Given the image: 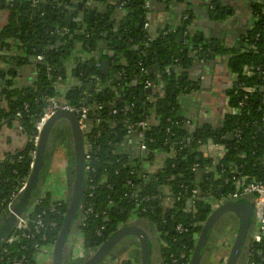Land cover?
Here are the masks:
<instances>
[{
	"label": "trees",
	"instance_id": "obj_1",
	"mask_svg": "<svg viewBox=\"0 0 264 264\" xmlns=\"http://www.w3.org/2000/svg\"><path fill=\"white\" fill-rule=\"evenodd\" d=\"M33 1L0 0V10L6 12V24L0 31V63L6 64L5 68H0V129L18 121L27 140L24 149L6 154L0 160V212L4 208L2 201H7L28 175L34 123L42 113L44 99L58 95L53 88L56 77L61 76L67 83L65 65L71 53H91L94 56L87 62H82L79 57L73 59L74 68L70 69V76L77 83L65 91L63 99L73 106L85 104L89 107V120L93 123L99 118L105 120L102 123L104 129L100 123L101 135L96 140L102 150L94 154L92 163L95 169L92 178L96 189L93 198L83 207L86 209L90 206L94 213L86 215L79 225L85 248L101 246L111 233L128 221L129 216L134 214V202L129 203L123 194L135 191L137 200L143 197L148 199L141 203L142 207L148 209L141 217L145 220L142 222L147 221L149 225L156 226L160 239L166 244L161 249L163 263L169 264V255H173L178 260L177 264H182L179 255L182 252L188 253L193 248L194 238L207 217V213L202 210L203 204L209 198H221L231 188L225 184V180L230 181L232 176H245L264 184V79L257 75H242L245 65L264 69V2L263 5L258 2L252 5L251 27L240 37L239 49L236 50L216 40H205L191 33L190 22L193 15L188 11L182 12L187 19L181 21L175 30L161 32L146 43L149 34L143 29V25L148 20L149 9L145 8L147 0H118L115 8L119 7L126 12L118 24L112 19L113 10L108 11L109 19L99 18L95 21L88 20L85 12L79 29L77 24L65 26V8H58L59 5L67 6L69 0H46L44 3L35 0L38 2L35 5ZM121 3H124L122 7ZM213 5L210 15L218 19L226 18L225 10L215 8L214 3ZM72 8L75 6L72 5ZM76 14L75 12L73 15L76 17ZM64 30L69 35L61 37L60 33ZM256 35H259L257 39ZM179 36H182L181 40ZM8 40L22 43V48L18 49ZM99 45L104 47L102 52H98ZM10 50L16 51L15 58L1 53ZM96 52L100 60L109 63L107 77H102L96 69ZM38 55L43 56V61L36 65L35 80L26 88L18 87L14 82L15 68L35 60ZM221 57L228 58L230 71L236 75L234 83L225 91L227 105L236 107L243 101L241 114L233 116L226 113L217 128L209 124L198 125L186 142L188 127L184 123L186 120L179 115L177 98L197 88L189 80L187 72L193 66L195 58L214 61ZM141 69L145 72L141 73ZM175 70H179V73ZM95 77L101 79L100 92L93 93L90 103H87L85 85ZM81 83L84 85L81 86ZM242 84L256 86L258 89L254 94L247 95L240 88ZM155 89L160 94L153 93ZM109 102L112 108L122 112L111 116L110 107L106 105ZM98 103L104 105L101 111L96 109ZM24 104L28 105L27 109L23 108ZM17 113L20 118H16ZM151 113L160 118V124L143 133L148 156L135 160L131 166L127 165L131 158L119 154L114 147L122 137V128L113 130L109 126L110 121H115V125L119 126L121 120L139 121ZM235 131L239 132V138L233 136L229 141L227 136ZM209 140L217 145H224L226 149L223 157L213 166L198 151ZM108 143L113 146H107ZM171 151H176L175 157L169 156ZM160 152L168 154L162 167L148 180L143 179L144 161L151 162ZM194 165H197L196 172L192 171ZM127 168L133 172L130 177L127 175ZM198 173H201L200 177ZM40 177L42 178V173ZM126 179L132 182L130 187L124 184ZM109 185L111 188H108ZM164 188H168V191H164ZM193 189L199 191L198 201L196 209L187 213V201ZM37 193L38 191L33 194V199ZM172 194L174 204L170 208L164 202ZM39 201L31 217L40 214L44 222L43 236L37 237L41 247L56 241L66 217V205L65 201L53 202L51 193L44 194ZM110 202L112 206H109ZM52 205L55 207L53 212L50 211ZM105 209L109 221L104 217L94 216L96 212ZM52 222L57 224L55 229L50 228ZM178 224L184 226L186 232L178 234L175 231ZM102 225L105 226L103 235L97 237L96 231ZM22 245H25V250H21ZM28 246L27 242L22 241L5 244L0 252V264H11L20 255L26 257L27 262L24 264H37L36 252ZM116 257L104 264H130L126 259L118 260L119 256ZM263 259L264 239L252 252L250 261L264 264Z\"/></svg>",
	"mask_w": 264,
	"mask_h": 264
},
{
	"label": "crops",
	"instance_id": "obj_2",
	"mask_svg": "<svg viewBox=\"0 0 264 264\" xmlns=\"http://www.w3.org/2000/svg\"><path fill=\"white\" fill-rule=\"evenodd\" d=\"M258 1L259 0H147L149 9L147 16V22L149 23L148 34L150 36L157 37L161 32L175 30L180 25V22L183 21V17H185V15H182V12L188 11L193 15L190 22L191 33L197 34L202 39L216 40L228 48L234 47L236 49L239 45L240 37L245 35V32L249 29L252 23V5ZM107 3L110 6L117 4V2L113 3V0H99V3H97V11L102 10V7H104ZM213 3L225 10L226 18L218 19L210 15L211 11H213ZM108 11L111 12V10ZM112 15V19L115 20L116 24L121 22L125 16L124 12H117V14H114V11ZM76 17L73 15V19ZM95 17H97L96 13ZM5 24L6 12L0 10V31ZM103 50L104 47L99 45L98 52H102ZM71 54L74 58H80L82 55V53ZM16 56H14V58ZM71 56L69 58H72ZM96 59L99 64L104 61L103 59H101L102 61L100 60L97 52L95 60ZM121 62L123 61L121 60ZM37 63L38 62L36 60H30L29 63L22 64L15 68L16 75L14 82L18 87L26 88L32 84L36 77ZM70 63L71 64L67 63L65 65L66 75L68 78L65 91L69 90L77 83L76 79L73 77L71 78L70 76V69L74 68L73 58ZM5 67L6 65L2 68ZM187 73L189 80L193 84H196L197 88L192 90L189 94L180 95L177 100L179 105V115L189 122L185 123L186 127H188V133L190 126H194L196 128L201 124H209L213 128L219 127L223 121L224 115L227 113V97L225 96V91L231 84V71L228 65V58L221 57L215 59L214 61H204L198 59L194 62L193 66ZM83 85L84 84L81 83V86ZM85 86L87 87L88 85ZM154 93L160 94V91L155 89ZM124 136L125 135L122 134V137L119 139L122 141V145L117 147V152L119 154H125L132 157V159H136L139 156L137 149L139 135L133 134L129 137ZM191 136L189 138L186 136L185 141L187 142ZM26 144L27 140L22 134L18 121H13L10 124L4 125L0 129V160L3 159L6 154L17 153L18 151L24 149ZM198 151L202 154L204 159L209 160V165L211 166H213L212 164L216 165V163H218V161L222 158L221 155L223 154L221 149L211 148L207 144L201 145ZM58 153L56 154V162L52 164L51 171L48 173L49 177L45 180V182L42 181L39 188L41 190L44 188L45 193H51L53 200L65 201L67 197L68 185L67 166H61L64 160L63 158L65 157L62 151H58ZM161 159L162 155L159 154L155 161H161ZM200 175L201 173H198L199 177ZM220 203L219 199L212 197L204 204H209L212 208H215ZM188 209H190L189 202H187L186 207V210ZM138 220L139 219L135 221ZM227 220L229 219H224L222 225H225ZM234 221L229 223V225H232L233 227L227 228V225L222 227L221 234L223 235V239H221L218 244L219 249L217 248L210 255L207 261L202 264H216V261L227 253L228 250L226 248L229 245L228 242H230V239L233 238L231 233H234L235 235L239 230V227H237L238 224H234ZM140 225H144V229L149 232L146 223H140ZM252 231L255 234L257 231V225L253 226ZM150 240L148 248L153 253L152 258L150 259L151 264H164L159 251L162 247L160 241L157 237L154 241ZM223 247L225 248V251Z\"/></svg>",
	"mask_w": 264,
	"mask_h": 264
},
{
	"label": "built area",
	"instance_id": "obj_3",
	"mask_svg": "<svg viewBox=\"0 0 264 264\" xmlns=\"http://www.w3.org/2000/svg\"><path fill=\"white\" fill-rule=\"evenodd\" d=\"M11 2V0H9ZM43 3L46 0H41ZM264 0H259L258 3L263 5ZM36 2L35 0L33 1V5H35ZM124 5V3L120 4V7H122ZM74 6L76 8V2L74 3ZM74 8V9H75ZM145 8L148 9V4L146 3ZM187 19V16L183 17V21ZM251 27V26H250ZM249 27V29H250ZM148 28H149V23L146 22L143 25V29L148 32ZM186 32L183 33V35H185ZM61 37L67 36L68 31L64 30L63 32L60 33ZM259 37V35H256V39ZM153 38V36H148L146 39V43L150 42ZM9 43H12L13 45H15V47H17L18 49L22 48V43L16 41V40H8ZM254 49V47H252ZM2 55L3 54H8L7 57H14L16 56V51L15 50H10L9 52H1ZM82 53V52H81ZM196 53V52H195ZM79 55V54H78ZM94 55L89 53V55L87 54H83L80 57V60L82 62H87L89 61V59H91V57H93ZM72 57V56H71ZM74 59V57H72ZM72 58H69L67 60V63L71 64L70 62H72ZM8 59V58H7ZM6 59V61H7ZM35 60L40 63L43 61V56L42 55H38ZM198 59L195 58V61H197ZM4 65V63H0V68H2ZM71 66V65H70ZM96 69L99 70L100 64L96 63ZM47 70L49 71L50 68L48 67ZM177 73H179V70H175ZM144 69H141V73H144ZM242 75L244 77H252L254 75L257 76H261L262 79H264V69L260 66H250V65H245L242 69ZM236 79V75L231 73V84L230 86L234 83ZM100 77H95L92 80H89V84L88 85H92L93 86V90L91 92V98L93 93L97 94L100 92ZM67 87V83L64 81V79L61 76H57L56 77V81H55V85L53 86V88L58 92L57 96H50L44 99V107L42 109V113L40 114V116L38 117V119L35 121L34 123V134L33 137L31 139V143H32V150L30 151V166H29V172L27 177L25 178V180L21 183V185L16 189L15 192H13L9 198L7 199V201H2V204L4 205L3 211L10 217L13 216L15 218V224L14 227L11 231V233L9 234V236L7 237L5 244H12L15 242H27L29 244L28 248H31L32 250H34L36 252L35 255V261L37 262V264H47L50 260H51V255H52V249H53V244H46L43 246H39L38 243V238L37 237H42L43 236V231H44V222L42 220L41 215H37L35 217H31V214L33 213L34 207L40 203L39 199L42 198L44 196L45 191L43 192L42 190H40L39 195L34 198L32 200L31 205L25 210L23 215H17L15 213V203L16 200L18 198V196L24 191V189L26 188L29 178L32 174V169H33V164H34V160L36 157V148H37V144L39 142V138H40V133L44 127V125L47 123V121L57 112L59 111H64V112H68V113H72L73 115H75L76 120H77V125L79 130L81 131L83 137H82V143H83V159H84V167H83V173H84V180H83V197H82V216H81V221H84V217L88 214H92L94 213L93 209L89 206L88 208L84 209V205L85 203L87 204L90 200L93 198V193L96 189V185L93 181L92 175L95 173V169L94 166L92 165L95 157L94 154L99 151L101 152V146L97 145V138L100 137L101 135V126L102 129H104L103 127V122L105 123V120L103 121V119H97L96 122L93 123V121L89 120V107H87L85 104L84 105H80V106H73L70 105L68 103H66L63 99H64V91ZM240 88L242 91H244L247 95H252L257 91V87L256 86H244L243 84L240 85ZM264 92V89H263ZM154 93V91H153ZM89 94L87 92H85V96L87 97ZM115 95H117L115 93ZM246 98V96H245ZM153 102V99H150ZM107 106L110 107V114L111 116H117L118 113L122 112V110H118L116 108H112V104L109 102L106 104ZM243 106V101H240L238 103V105L236 107H229L227 105V113H229L230 115L233 116H238L241 114L240 112V108ZM28 105L24 104L23 108L27 109ZM98 111H101L104 107V105L102 103H98V105L96 106ZM16 118H20V114L17 113L16 114ZM88 121L91 122V125L89 126L87 123ZM263 122H264V118H263ZM101 123V126H100ZM184 123H189L187 121H185ZM160 124V118L158 116H156L154 113H151L148 117H146L143 120H133V121H128V120H121L119 122V126L115 125V121L112 122L110 121V127L115 130L118 127H121L122 130L121 132L123 133V135H125L124 137H129L133 134H138V143H137V149H138V153L139 156L136 159H132L128 160L127 165H133L135 160L137 159H143L146 156H148V150L147 147L145 145V141L146 139L144 138L143 133L149 131L152 127H157ZM95 129V131H94ZM115 134V136H117L116 131L113 132ZM234 137L239 138V132L235 131L234 134H232ZM119 137H117L118 139ZM151 141V140H150ZM122 141L118 140L116 142V145H114L115 148L119 147V145L121 144ZM200 142H198L199 144ZM209 147L211 148H216V149H221L223 154L221 155V157H223L224 153L226 152L225 146L224 145H217L215 143H213L211 140H209L206 143ZM107 146H113L112 143H108ZM161 154L162 155V159L161 161H155L156 158H158V155ZM156 155V157L154 159H152L151 162L148 161H144L143 166H144V173L142 174V178L145 180H148V178H151L152 175L154 173H156V171L162 167L164 160L167 158L166 154L163 153H159ZM170 157H175L176 156V151H171L170 152ZM168 156V157H169ZM193 172L197 171V165H194L192 168ZM127 175L128 177H130L133 172L127 168L126 169ZM117 174V173H116ZM124 184L126 185V187H130L132 182L129 179H126V182H124ZM225 184L230 185L231 188L225 193V195H223L221 198H219V202L224 203L227 201H239L245 197L248 196H252L253 197V204H254V220L256 221V225H257V231L255 232V234L253 235V246L252 249L250 251V258L252 255V252H254L256 250V247L262 243L263 239H264V184L257 182L255 180H249L247 177L245 176H241V177H237V176H232L230 181L227 179L225 180ZM108 188H111V186L109 185ZM164 191H168V188H164ZM198 190L197 189H193L190 192V196H189V200L187 202H189L190 205V210L193 207L194 209H196V202L198 201ZM123 197L128 198L129 203L131 201L134 202V207L132 208V213H134L133 215L129 216V219L126 223L121 224L122 225H126L130 222H133L139 218L142 217L143 214H146L148 212V209L146 207H142L141 203L144 201H147L148 199L146 197L141 198L140 200H137V195L135 191H130L129 194L125 193L123 194ZM172 197H174V195L172 194L171 197H168L165 199L164 205H167L168 207H172V205L174 204L172 201ZM85 199H87V201H85ZM133 199V200H132ZM53 200V198H52ZM62 201V200H60ZM60 201H55L53 200V202H60ZM85 201V202H84ZM90 205V204H89ZM112 202L109 203V206H112ZM187 207V206H186ZM55 210V207L52 205L50 207V211L53 212ZM189 210V209H188ZM187 211V210H186ZM192 211V210H191ZM138 214H140V216H138ZM95 217H104L105 220H108V213L107 210H103L102 212H96ZM109 221V220H108ZM57 226V224L55 222L50 223V228L51 229H55ZM119 226V227H120ZM105 230V226L102 225L97 231H96V236L97 237H101L103 235V231ZM175 231L178 234H182L184 232H186V229L184 226H182L181 224H178L175 226ZM194 242H195V238H194ZM162 247H165L166 244L163 241H160ZM194 247V244H193ZM25 245L21 246V250H25ZM192 252H193V248L191 250H189L188 253L186 252H182L179 256L180 259L182 260V264H189L191 257H192ZM86 253L85 250V246H84V239L82 237V235L79 233L78 237L76 238V241L73 245V259H80L84 256V254ZM224 257V256H223ZM226 256L223 258L222 262L219 264H225L226 262ZM250 258L247 262V264H254V262L250 261ZM264 261V259H263ZM26 257L25 256H17L15 257L12 261L11 264H24L26 263ZM178 260L173 258V255H169V264H177ZM168 264V263H167Z\"/></svg>",
	"mask_w": 264,
	"mask_h": 264
},
{
	"label": "water",
	"instance_id": "obj_4",
	"mask_svg": "<svg viewBox=\"0 0 264 264\" xmlns=\"http://www.w3.org/2000/svg\"><path fill=\"white\" fill-rule=\"evenodd\" d=\"M103 1V0H100ZM112 1V0H111ZM68 5H59V9L61 7L65 8L64 14V25L69 27L72 23L77 24V29L81 27V23L83 21L85 12H87V18L90 21H95L99 18L109 19L108 10H113L114 14L117 12H123L117 6L118 0H113V3L116 5H104L102 7L103 11H97V3L99 0H69ZM76 2V8H72V5ZM101 3V2H100ZM112 3V4H113ZM110 6V7H109ZM77 13V17L73 19V13ZM95 13L97 17H95ZM111 26V25H109ZM136 28H139V25H136ZM179 39H182V36H179ZM239 49V46L236 47V50ZM8 56V54H5ZM100 75L102 77H107L109 75V63L108 61L100 62ZM81 85V84H80ZM93 90L92 85H88L86 87V92L89 94L86 98L87 103L91 101V92ZM91 124L90 121L87 123ZM65 127L71 132V142H72V153L75 157V166L72 171V176L68 174V185H67V197L65 199L66 205V217L62 223L60 231L58 232L57 239L54 242L52 255H51V264H100L102 260H105V256L112 250L113 246L119 243L122 239H130L132 235L138 241V253L140 261L138 264H149L148 259L151 257L152 251L148 248L149 238L144 234L141 225L138 221L130 222L126 225H122L119 229L113 234L112 237L107 239L101 246H99L96 250H93L91 254H84V256L80 259H73V245L71 246V250L66 255V243L69 240L68 236L71 234L73 230V226L75 223L80 222V202L83 197V180H84V159H83V143H82V133L78 128L77 120L75 115L72 113L59 111L54 114L44 125L41 133L39 142L36 148V157L33 164L32 174L29 178L28 184L24 191L18 196L15 203V213L17 215H23L25 209L29 207L33 200V194L39 190V187L42 182V178L40 177V173L43 169V155L45 154V149L47 142L49 140L50 134L52 130L57 127ZM195 131L194 126L189 127V133L187 134V138L191 136V134ZM233 135L229 134L227 139L232 140ZM117 140V139H116ZM186 140V139H185ZM70 177V178H69ZM208 204H203L202 210L208 211ZM191 210H187V213H190ZM254 204L253 197L248 196L239 201H227L224 203H220L218 206L213 208L208 214L206 219L204 220L201 231L195 240V244L193 247L192 257L189 264H202L203 261V251L206 248L209 234L213 230L214 226L222 219H229L227 223L223 226L227 225V228L233 227L229 225L230 222L236 220L238 222L239 230L236 232L235 238H231V247L228 249V253L224 255L226 256L225 264H237L240 254L242 252L243 240L248 235V230L250 229L253 219H254ZM3 213L1 214V216ZM4 219V217L2 216ZM8 218V215H7ZM80 218V219H79ZM2 220V219H0ZM5 224L2 230V235H4L8 230H10L11 226L15 224V218L10 216L9 219L1 222V224ZM13 223V224H12ZM146 225L148 230H151L149 223L146 221ZM237 225V224H236ZM141 229V230H140ZM9 235H7L8 237ZM75 243V242H74ZM134 244V242H133ZM118 257V256H117ZM116 257V258H117ZM221 257L216 264L222 262L223 258ZM115 260V258H113ZM112 260V259H111Z\"/></svg>",
	"mask_w": 264,
	"mask_h": 264
},
{
	"label": "flooded vegetation",
	"instance_id": "obj_5",
	"mask_svg": "<svg viewBox=\"0 0 264 264\" xmlns=\"http://www.w3.org/2000/svg\"><path fill=\"white\" fill-rule=\"evenodd\" d=\"M219 6L218 5H215V8H218ZM214 6L212 7V10H213ZM123 11V10H122ZM124 12V15L126 14L125 11ZM148 21V20H147ZM71 132L65 128L64 126L62 127H57L56 129L52 130L51 134H50V137H49V140L47 142V145H46V149H45V154L43 155V169L41 171L42 173V181L45 182V180L49 177V172L51 171V167H52V164L54 162H56V154L58 153V151H62L63 154H64V157L63 158V163L61 166H67V176L68 174H70V176H72V171L75 166V157H74V154L72 153V142H71ZM62 146V147H59V146ZM70 178V177H69ZM42 183V182H41ZM41 190V189H40ZM208 211L206 212L207 214L213 209L211 207V205L208 204ZM193 209V208H192ZM80 218L82 216V200L80 202ZM3 213V217L4 219L2 218L1 214ZM191 213V212H190ZM254 215V213H253ZM79 218V219H80ZM0 235L2 234V230H3V227L5 226V224H1V222L9 219V216L7 218V214L1 210L0 212ZM206 219V218H205ZM225 218H222L213 228V230L210 232L209 234V239H208V242H207V245H206V248L204 249V253H203V261L206 262L207 259L210 257V255L218 248L219 249V246L218 244L220 243L221 239H223V235L221 234L222 231V227H224L222 225L223 221H224ZM139 223H144L142 222V219L139 218ZM234 221V220H233ZM204 222V221H203ZM202 222V224H203ZM235 223L234 224H238V222L235 220L234 221ZM13 224V223H12ZM81 224V222H78V223H75V225L73 226V230L71 232V234L68 236L69 240L67 241L66 243V255L69 253V251L71 250V246L74 245V242L76 241L75 238L77 234H79V225ZM124 224V223H123ZM252 227L249 229L248 231V235L247 237L243 240L244 244H243V247H242V252L240 254V257L238 259V263L237 264H247L249 258H250V251L252 249V246H253V231H252V228L253 226L256 225V221L253 219V223H252ZM144 226V225H143ZM141 225V229L142 231L144 232V234H146V236L149 238V240L151 239L152 241H154V239H156V237L158 238L159 241H162L159 237V233L157 231V227L154 226V225H151L150 224V228L151 230H149V232L147 230L144 229ZM202 226V225H201ZM201 226H200V230L199 232L197 233V235L195 236V240L197 239L200 231H201ZM14 227V224L11 226L10 230H8L4 235L1 236L0 238V252L1 250L3 249L4 245H5V241L7 239V235H9L12 231ZM119 229V228H118ZM116 229L113 233H111V235L108 237V239L110 237L113 236V234L118 230ZM140 229V230H141ZM234 233H231V236L233 237V239L235 238L234 236H236V234L234 235ZM150 240V241H151ZM231 240V239H230ZM107 241V240H106ZM134 242V244H133ZM195 244V242H194ZM228 246H227V250L231 247V242H228ZM227 245V244H226ZM85 246V245H84ZM98 247H90V248H85L86 250V254H91L93 253L92 251L93 250H96ZM89 249V250H87ZM162 249V247H161ZM224 251H225V248L223 247ZM160 251V254H161V250ZM228 253V251H227ZM152 255L153 253L151 254V257L148 259V263L151 264V258H152ZM115 256H119L118 260L120 259H126L130 264H138L139 261H140V258H139V253H138V241L135 237H133L132 235L130 236V239H122L119 243L115 244L112 248V250L105 256V260H102L100 264H104V262L106 263L107 261H110L111 259H113ZM163 261V259H162ZM47 264H51V260L47 263Z\"/></svg>",
	"mask_w": 264,
	"mask_h": 264
},
{
	"label": "rangeland",
	"instance_id": "obj_6",
	"mask_svg": "<svg viewBox=\"0 0 264 264\" xmlns=\"http://www.w3.org/2000/svg\"><path fill=\"white\" fill-rule=\"evenodd\" d=\"M224 110H225V105H224ZM137 135H138V134H137ZM59 147H62V146L60 145ZM58 154H59V153H58ZM42 190L44 191V188H43ZM39 193H40V190L38 191L37 196L39 195ZM37 196H36V197H37ZM36 197H35V198H36ZM141 219H142L143 221H145L144 218H141ZM77 236H78V234L76 235V237H77ZM75 240H76V238H75Z\"/></svg>",
	"mask_w": 264,
	"mask_h": 264
}]
</instances>
